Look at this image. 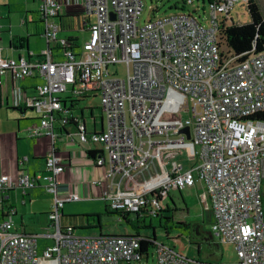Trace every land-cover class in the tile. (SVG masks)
<instances>
[{
    "label": "built area",
    "instance_id": "2783aa9c",
    "mask_svg": "<svg viewBox=\"0 0 264 264\" xmlns=\"http://www.w3.org/2000/svg\"><path fill=\"white\" fill-rule=\"evenodd\" d=\"M83 1L89 38L79 51L59 36L60 0H40L37 13L47 49L35 60L33 55H0V86L6 75L20 82L36 73L43 81L35 95H19L21 105L41 115L31 136L55 141V125L76 121L87 150L102 147L98 165L106 174L90 185L101 189L112 211L139 220L157 218L173 188L182 192L201 183L200 200L212 212V241L232 245L237 260L191 258L156 240L157 264H264V50L253 49L240 59L221 32L242 0H210L209 16L203 19L177 11L143 24L142 0ZM118 65H124L123 75L111 72ZM170 92L188 99L185 118L172 112L163 118ZM64 93L70 96L63 99ZM82 98H99V110H87L103 120L102 131L88 132L83 112L74 115L73 103ZM185 128L190 137L181 132ZM190 143L196 146L195 161L185 166L177 159ZM65 171L64 159L52 150L44 171H20L15 180L0 176V204L16 189L25 197L43 186L54 195V232L48 235L16 232L17 211L7 206L0 221V264H130L140 259L142 236L83 235L62 225L64 205L81 200L74 192L60 194L58 176ZM40 237L54 244L39 252Z\"/></svg>",
    "mask_w": 264,
    "mask_h": 264
},
{
    "label": "rangeland",
    "instance_id": "374dc122",
    "mask_svg": "<svg viewBox=\"0 0 264 264\" xmlns=\"http://www.w3.org/2000/svg\"><path fill=\"white\" fill-rule=\"evenodd\" d=\"M142 1L143 11L140 13L141 24L152 18V11L154 9H156L157 11L155 13V17L160 18L174 13V5L177 3L178 6H180L181 3L184 1H193V4L188 5V9L190 11H195V14L197 16H200L201 19H203L205 16H209V0ZM0 2L2 4V6L0 7V27L6 32L3 35L9 36L11 33L15 36L24 37L28 41L29 52H32L33 56H40L42 52L47 49V41L41 33V28L39 27L37 31L40 32L42 37L36 34L35 29V24L39 21L37 11L40 4V0H0ZM257 3L264 16V0H257ZM203 9L205 11H203ZM76 11L77 15L85 16V5L79 4ZM205 12L206 14H204ZM26 19L28 22L27 26L24 24V21ZM94 20L95 17L92 16L91 21L94 22ZM228 21H232L234 24H246L250 22V17L246 10L245 4L243 3V0L241 3L236 4L235 7L231 10L230 15L228 16ZM202 22L206 28L209 27L206 20H202ZM38 25L41 26L40 23ZM68 35L70 39L81 38L80 33L76 30L60 34V36H63V38L64 36H66L67 38ZM11 51L15 52L16 54L23 53V51L19 52L15 51L14 49H12ZM55 55L61 56V52L56 51ZM116 69L119 70L120 75H123L125 72L124 65L112 66L110 68L111 72H114ZM60 96L66 98L68 95L63 94ZM167 104L163 111V118L167 116V114L169 115V110H173V112L170 114L177 116V118L179 119H183L189 114L188 109L186 108L188 104V99L185 96H182L181 94H178L176 92H170L167 96ZM99 105V99L83 101L81 100L78 104V111H76V113L81 114L80 110H84L83 108L87 106H92L89 108H97V110H99ZM94 113L96 114V112ZM26 114L28 116L35 115L34 111L30 110H28ZM89 114V111L84 110V116L88 115L89 117ZM12 115L16 117L21 116L20 114ZM194 148H196L194 144L190 143L186 145V147L182 148L183 156L179 157L177 160H180L181 163L184 162L183 158L186 157L187 158L185 159V162H188V160H194ZM31 191L33 192L32 195L26 197V206H23V204L21 203V190H16V192L13 191L12 193V204L14 205V203H16V207H18V215L14 219L15 225L17 227L20 225V215H22V217H24V226L26 227L29 234L34 236L52 234L54 232V229L52 228L50 214L54 211V205L50 206L49 202L50 200H53L54 196L52 193L48 192L47 189L43 186L38 187L36 189H32ZM15 195H18L17 201H15L14 199ZM170 197L171 199L168 200L169 203L165 204L163 210L170 211L166 212V215L164 216H173V222L188 221L189 223H198L202 227H205L206 230L210 231V223L208 219L210 217V213L208 212L209 209L205 207L206 210H203V206L194 189L188 188L180 192L176 188H173L170 191ZM262 198L264 206V180L262 186ZM110 205V200L106 201L105 199L99 198H81V200L77 202L66 203L63 207L62 225L72 227L77 226L75 228H79L78 226H83L81 225L83 223L80 221L79 218L74 217L90 214V212H92L94 214L100 215L102 231L104 233H132L133 229L131 228V226L126 224L122 218H120V215L113 214L108 216L104 214L106 207ZM165 221L160 220L159 218L147 219L146 225L149 226L152 223L154 228H146L142 230L143 235L153 236L155 233L158 242H161L171 248H174L181 255L188 256L191 258L224 263H231L237 260L233 246L228 243H222L217 246L216 241H211L209 243L205 242L207 244L202 243L201 245H199L198 252V245L197 243H195L197 240H194L195 242L191 243L187 235L181 236L182 232L180 229L170 231V235L168 237L165 233V230L160 227V225H171L170 220L166 222ZM78 230H82V232ZM78 230V233L83 235H94L99 233V228L97 227L95 229L83 228ZM53 244V239L40 237L38 239V251L41 252L47 247L52 246ZM130 264H157L156 251L152 248L150 250L148 259L143 258L142 261L131 262Z\"/></svg>",
    "mask_w": 264,
    "mask_h": 264
},
{
    "label": "crops",
    "instance_id": "0c3cea01",
    "mask_svg": "<svg viewBox=\"0 0 264 264\" xmlns=\"http://www.w3.org/2000/svg\"><path fill=\"white\" fill-rule=\"evenodd\" d=\"M34 1V0H33ZM63 6L62 13V31L60 34L68 33L70 31L76 30L80 33L81 38L70 39L69 35L67 36H59L68 41L71 40L76 51L80 50V46L88 40L89 32L87 25L85 26L83 22V16L77 15V7L79 4L83 5V0H60ZM2 6L0 2V7ZM9 13V12H8ZM25 24V21H24ZM39 23L35 24L36 34L40 37L42 35L37 30L39 29ZM27 26V25H26ZM0 55L2 58H13L18 59L20 57L30 58V55H33L32 52H29L28 41L22 36H18L19 39L16 41V46L13 44L11 34L9 36H4L6 33L0 27ZM28 32V31H27ZM66 38V39H65ZM19 42V43H18ZM19 48H15L18 47ZM47 46V45H46ZM14 49L15 51H23V53L16 54L11 51ZM38 57L34 56L33 60ZM28 78V79H27ZM22 81L13 80L10 75H6L3 78V84L0 86V176L9 175L13 180L16 179L20 171H24L30 175H34L38 172H42L45 170V159L47 155L55 150L58 155H60L64 159V163L66 165V171L58 176V180L61 183L60 194L62 196L74 192L81 196V198H99L103 199L101 196V189L94 188L90 185L91 181L102 178L105 176L106 171L100 167H96L94 165V157L88 154L87 147L83 145L81 142V138L78 134V130L75 129L74 126H62L60 123L55 125V134L56 140L53 141L48 137H37L33 138L30 134V129L33 125L39 124L41 115L36 110H30L25 106L21 105L19 100L20 94H25L26 96L35 95V87L43 83L42 79L34 73L32 76L27 77ZM30 78V79H29ZM41 79V80H40ZM39 81V82H38ZM67 94L69 97V93ZM63 95V94H61ZM62 97V96H61ZM66 97V98H67ZM63 98V97H62ZM63 98V99H66ZM17 99L19 100V106H17ZM94 98H82L81 100H93ZM99 99V98H97ZM79 100V101H81ZM78 105H75L73 113L75 116H82L81 114H77L76 111ZM89 107L87 106L83 108L87 110ZM34 111L35 115L28 116L26 112ZM84 110H80V112H84ZM89 111V110H87ZM90 113V112H89ZM12 114H20L21 116H14ZM85 123L87 131H100V128H103V120L97 121L91 117V113L85 115ZM65 129V130H63ZM69 133V134H68ZM98 151L102 150L100 148H94ZM98 155V154H97ZM96 158H98L96 156ZM187 158V157H186ZM184 165L188 166L195 160H188ZM24 161L20 163V161ZM36 189V188H35ZM196 191L200 199V194L203 193V186L201 183H197L196 187L191 188ZM21 190V189H16ZM16 190H13L16 192ZM13 191H10L6 195V201L3 204H0V221L4 218V211H7L8 207H13L17 210L18 215V207H16V203L12 204L13 199ZM22 191V190H21ZM32 191L28 190L27 195L24 197L22 193L21 203L23 206L27 205L28 196L32 195ZM54 196V195H53ZM18 195H15L14 199L17 201ZM171 199V197H170ZM169 200V199H168ZM168 200L166 203H169ZM203 210H205V206L203 202L200 200ZM50 206L54 205V198L49 202ZM50 210V209H49ZM210 213L209 223L212 221V212ZM63 213V211H62ZM90 214H94L90 212ZM87 215V214H86ZM99 215V214H98ZM15 216V217H16ZM15 219V218H14ZM144 220V219H143ZM146 222V220H145ZM77 227V226H75ZM79 227V226H78ZM102 229V225H101ZM15 231L22 234H29L26 227L24 226V217L20 215V225L17 227L15 225ZM102 231V230H101ZM78 232V231H77ZM103 234H121V235H131L133 233H104ZM100 234V233H98ZM97 235V234H94Z\"/></svg>",
    "mask_w": 264,
    "mask_h": 264
},
{
    "label": "trees",
    "instance_id": "16d2710c",
    "mask_svg": "<svg viewBox=\"0 0 264 264\" xmlns=\"http://www.w3.org/2000/svg\"><path fill=\"white\" fill-rule=\"evenodd\" d=\"M243 3L245 4L246 10L249 14L250 22L246 23V24H234L233 22H231L229 27L222 30L221 32H222V40H223L224 44L228 47V49H230L235 55L240 56V59L244 60L251 54L253 49H255L256 52H261L264 50V16L260 10V7L257 3V0H245ZM189 4H192V3H187L186 1H184L181 3L180 6H178V4L176 3L173 8L175 9V12L176 11H188V12H192L195 14V11H190L188 9ZM156 12H157L156 9H154L152 11V18H156L155 17ZM38 23H39V21H38ZM27 24H28V22L26 19L25 25H27ZM12 38H13V44H15L16 41L19 39L18 36H12ZM68 41L73 43L71 40H68ZM15 46H16V44H15ZM15 48H19V46L15 47ZM79 103H80V101H76V102L74 101L73 104L78 105ZM166 104H167V102H166ZM165 107H166V105H165ZM168 112H173V110H169ZM59 122H61V120H59ZM64 126H74L75 129H78V123L76 121H73V120L68 121V123L63 125V127ZM63 130H65V129H63ZM99 153H100V151H98L97 149H93V150L88 151V154L91 155L92 157H94V165L96 167H99L98 158H96L97 154H99ZM169 211L170 210L161 211L157 217L160 220H164V221L170 220L171 221V225H167V226L160 225V227L165 230V233L168 237L170 235V231L175 230V229H180L182 232L181 236L187 235L189 238V241L191 243H194L195 242L194 240H197L195 243H197L198 246L201 245L202 243H205V242L209 243L212 241L206 236L205 230L202 231L201 228H203V227L200 224L189 223L188 221L173 222V219H174L173 216H170V217L164 216V215H166V212H169ZM104 214L108 215V216L113 215V214L120 215V218H122L125 221V223L128 224L129 226H131V228L133 229L132 230L133 235L143 237V239L140 241V243H141V247H140L141 258L135 262L142 261L143 258L148 259L150 250L152 248L155 250V244L149 240L150 236L143 235L142 230H144L146 228H154L152 223L149 226L146 225L145 220L150 219V218H143L144 220H139L141 218H137V217L133 216L132 214H123V213H119L116 211H112L110 209V206L106 207ZM62 218H63V215H62ZM74 218H79L80 221L83 223V224H81L83 226H79V228H76V230L83 229V228L84 229H95L97 227V228H99V233L104 235L101 231L102 229H101V217H100V215H98V214H87V215L75 216ZM61 222H62V220H61ZM51 223H52V220H51ZM198 228H199V230H198ZM78 231L82 232V230H78ZM195 232L196 233L198 232V234H199L197 237H195ZM204 237H205V239H204ZM153 238L156 239L155 233L153 235ZM205 244H207V243H205Z\"/></svg>",
    "mask_w": 264,
    "mask_h": 264
},
{
    "label": "water",
    "instance_id": "95a60500",
    "mask_svg": "<svg viewBox=\"0 0 264 264\" xmlns=\"http://www.w3.org/2000/svg\"><path fill=\"white\" fill-rule=\"evenodd\" d=\"M112 18H114V15H112ZM30 110H34L33 108H29ZM81 121H82V126L84 127L85 126V120L81 118ZM103 129L100 128V131H102ZM182 133H185L188 135V137H190V130L189 128H185L181 131ZM69 134V133H68ZM209 239L212 240V235L210 233V236H209ZM149 240L154 243L156 241V239L153 238V236H150ZM198 252H199V246H198Z\"/></svg>",
    "mask_w": 264,
    "mask_h": 264
},
{
    "label": "flooded vegetation",
    "instance_id": "af4514ba",
    "mask_svg": "<svg viewBox=\"0 0 264 264\" xmlns=\"http://www.w3.org/2000/svg\"><path fill=\"white\" fill-rule=\"evenodd\" d=\"M198 230H199V228H198ZM203 230H205L206 236L209 238V236H210V231H209V230H206L205 227L202 228V231H203ZM198 235H199L198 232H197V233L195 232V237H197ZM207 237H206V238H207Z\"/></svg>",
    "mask_w": 264,
    "mask_h": 264
}]
</instances>
